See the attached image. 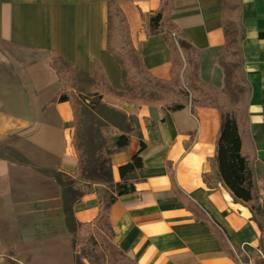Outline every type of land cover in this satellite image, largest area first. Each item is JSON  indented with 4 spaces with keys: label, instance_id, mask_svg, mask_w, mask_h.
<instances>
[{
    "label": "crops",
    "instance_id": "0c3cea01",
    "mask_svg": "<svg viewBox=\"0 0 264 264\" xmlns=\"http://www.w3.org/2000/svg\"><path fill=\"white\" fill-rule=\"evenodd\" d=\"M126 16L131 41L147 71L169 80L171 49L164 34L149 35L161 0H116ZM225 0H174L171 22L200 52L199 81L227 89L221 64L227 32ZM246 29L242 49L250 86L246 147L254 155L256 184L264 205V0H242ZM109 15L104 0H0V264H73L65 216L67 186L75 181L78 154L74 111L57 97L65 84L51 66L57 53L69 66L95 80L96 63L109 85L125 91L123 69L108 51ZM126 116L129 145L110 157L113 182L119 167L140 156L136 192L112 206L114 243L134 264H264L263 232L248 205L236 202L218 178L217 109L165 112L103 96ZM110 146L128 133L106 121ZM71 203L75 221L99 215L102 188ZM69 193V192H68ZM69 205V203H68ZM52 251L50 257L47 252ZM46 253V254H45ZM57 255L56 259L53 256Z\"/></svg>",
    "mask_w": 264,
    "mask_h": 264
},
{
    "label": "trees",
    "instance_id": "16d2710c",
    "mask_svg": "<svg viewBox=\"0 0 264 264\" xmlns=\"http://www.w3.org/2000/svg\"><path fill=\"white\" fill-rule=\"evenodd\" d=\"M104 1L107 3L109 15L107 49L122 66L123 83L126 90L115 91L109 85L102 67L96 63L95 95L99 97V102L109 111L114 112L123 123L126 122V116L103 102L104 95L131 104L158 106L163 113L189 108L195 117L198 108L217 109L221 116V128L217 137L215 155L218 178L236 202L250 207L253 220L263 232L262 241H264V205L256 184L255 155L249 147H246L243 134V124L248 117L250 86L244 71L242 44L246 29L242 22V0H225L223 20L227 39L221 64L226 71L228 87L224 90L205 86L199 81L200 52L181 35L179 29L170 20L174 0H161L160 9L151 16L149 24V35L164 34L171 49L169 80H158L147 71L140 50L135 49L132 44L126 16L117 1ZM50 56L51 66L60 80L67 79L65 90L56 101L70 102L73 107L75 118L73 142L79 159L75 176H80L82 180L77 186L72 180L63 182V175H57L56 178L61 185L67 186V192L72 196V203H76L82 195L91 192L94 183L109 186L102 188L104 198L101 201L100 213L94 221L78 224L73 216L72 205L70 208H65L66 220L70 227L73 224L74 227H79L80 231L97 229L96 235L87 236L89 242L84 247V260H87L89 264H99L95 263L92 257V251L99 250L102 254L100 264H119L115 258L117 250L122 256L124 254L113 244L114 232L110 224L111 208L120 197L136 192L138 180L134 174L144 168L140 153L145 146L142 145L141 151L129 163L119 167L121 181L118 183L113 182L110 157L116 150L129 145L131 139L129 124L121 126L118 123L121 128L125 127L128 133L122 135L112 147L102 130L95 131L92 144L97 140L98 143L95 142V144H98V148L86 160L84 156L86 145L82 143L83 135L73 88V76L79 71L72 66L65 68L67 63L57 53L51 52ZM78 190L82 192L79 195L76 194ZM105 229L109 232V238L106 237ZM125 259L130 264H134L127 257ZM6 262L7 264H18L8 256Z\"/></svg>",
    "mask_w": 264,
    "mask_h": 264
},
{
    "label": "rangeland",
    "instance_id": "374dc122",
    "mask_svg": "<svg viewBox=\"0 0 264 264\" xmlns=\"http://www.w3.org/2000/svg\"><path fill=\"white\" fill-rule=\"evenodd\" d=\"M64 66V65H63ZM65 68L70 66L68 64H65ZM62 82L66 84L67 79H63ZM97 83L95 80L89 79L88 76L76 72L73 76V88L75 93V102L77 104L78 108V114L80 117V127H81V133L83 135L82 143H85V158L86 160L89 159L90 154H92L97 148H98V141L96 140L92 144V140L95 139V131L102 130L101 128L106 124L104 121H108L110 123H120L119 125L123 126V121L118 118L117 115H115L114 112L109 111L105 106L101 105L99 102V97L95 95V89H96ZM229 92L232 95V98H234L232 90L229 88ZM117 121V122H116ZM78 176V175H76ZM82 178L78 176L77 180L75 181L76 185L81 184ZM82 192L78 190L76 192L77 195L81 194ZM65 197L67 198V204H65L66 208L71 207L72 203V196L67 192H65ZM104 198V194H103ZM102 198V200H103ZM101 207V205H100ZM100 213V211H99ZM67 221V220H66ZM68 226V232H69V242L70 247L72 251L73 256V264H89L87 260H84V247L86 244H88V237L92 234L97 233V229H85L80 231L79 227H74L72 224L71 228L70 225L67 223ZM77 228V229H76ZM107 229V228H106ZM104 230V232L107 234L106 237L109 238V232L107 230ZM91 242V241H90ZM113 244L115 245L114 241ZM117 246L115 245V248ZM47 252V251H46ZM46 254V253H45ZM52 255V251L47 252L46 257H50ZM92 257H94V262L99 263L101 262L102 254L97 250V252L92 251ZM57 255L53 256V259H56ZM116 261L119 264H130L125 258V255H121V253L117 250L116 254Z\"/></svg>",
    "mask_w": 264,
    "mask_h": 264
}]
</instances>
